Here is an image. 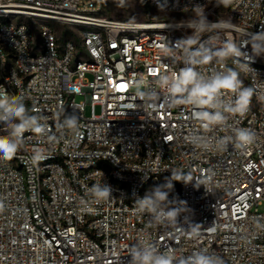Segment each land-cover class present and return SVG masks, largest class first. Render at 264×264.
<instances>
[{
    "label": "built area",
    "instance_id": "1",
    "mask_svg": "<svg viewBox=\"0 0 264 264\" xmlns=\"http://www.w3.org/2000/svg\"><path fill=\"white\" fill-rule=\"evenodd\" d=\"M104 1L0 0V89L24 96L49 127L45 137L25 133L13 158L0 155V264H127L141 238L178 257L207 249L224 264H264V57L251 68L242 57L203 69L233 68L253 88L246 114L206 133L248 128L255 141L244 150L194 147L188 136L199 125L191 106L171 105L158 88L159 99L145 102L133 88L184 66L181 50L164 52L191 35L178 21L198 12L211 22L230 21L221 39L244 48L248 33L264 29V0H142L181 15L145 22L104 17ZM27 21L41 22L38 33ZM55 24L79 27L78 39L62 40ZM243 51L250 53V45ZM67 113L77 115V133L61 127ZM36 147L48 158L32 160ZM171 171L190 174L187 185L173 181L169 200L187 202L185 215L200 224L197 240L182 231L183 216L167 227L136 210L134 200ZM96 184L108 185L112 197H94Z\"/></svg>",
    "mask_w": 264,
    "mask_h": 264
},
{
    "label": "clouds",
    "instance_id": "2",
    "mask_svg": "<svg viewBox=\"0 0 264 264\" xmlns=\"http://www.w3.org/2000/svg\"><path fill=\"white\" fill-rule=\"evenodd\" d=\"M226 2V0H225ZM191 29L187 35L170 42L164 52L172 56L177 49L181 50L183 67L177 71L162 73L152 83L146 84L143 79L135 81L134 91L142 101H156L162 92L171 105L191 106L199 125V131L188 136L194 147L205 151L222 152L233 145L237 149H247L255 141V133L248 128L235 129L234 135L212 137L206 135L216 129H225L231 117L243 116L249 110L253 88L244 85L240 73L233 68L225 67L216 70L214 67L205 71L204 66L225 65L229 59L242 58L244 66L250 65L255 58L264 57V29L248 33L244 48L250 45V53L243 51L234 39H221L220 33L232 27L230 21L217 20L211 22L203 12L177 22V28ZM211 32L206 40L203 34ZM22 95H10L0 89V125L6 128L7 134L0 135V155L6 159L13 158L21 144L25 141V133L37 137H45L49 133L46 117L30 110ZM61 127L77 133L79 120L74 113H67ZM45 149L36 147L32 150L31 159L40 162L47 159ZM101 173V172H100ZM101 175H103L101 173ZM173 181L189 184L190 174L184 175L171 171V177L163 184L153 187L143 197L134 200L139 213H148L156 225L175 227L183 216L187 227L182 229L190 239L197 240L201 236L200 224L189 219L187 202L169 200ZM196 186V185H195ZM197 187V186H196ZM97 199H108L111 188L106 184H96L90 190ZM127 264H224L223 259L207 249L193 251L186 257H178L176 251L167 248L161 251L159 246L141 238L131 246Z\"/></svg>",
    "mask_w": 264,
    "mask_h": 264
},
{
    "label": "rangeland",
    "instance_id": "3",
    "mask_svg": "<svg viewBox=\"0 0 264 264\" xmlns=\"http://www.w3.org/2000/svg\"><path fill=\"white\" fill-rule=\"evenodd\" d=\"M103 12L101 15L108 19L123 20V21H136L145 22L150 20H167L177 19L181 17L179 14L166 13L162 9H153L146 5L142 0H105L103 6ZM27 23L38 33V27L41 22L27 21ZM60 38L63 39H78L79 27L77 26H65L63 24H55ZM39 38V37H38ZM87 80H92L91 75L86 76ZM79 101L84 98H78ZM97 114L100 113V109H96ZM90 105H86V115L90 116Z\"/></svg>",
    "mask_w": 264,
    "mask_h": 264
},
{
    "label": "snow or ice",
    "instance_id": "4",
    "mask_svg": "<svg viewBox=\"0 0 264 264\" xmlns=\"http://www.w3.org/2000/svg\"><path fill=\"white\" fill-rule=\"evenodd\" d=\"M169 139H171V138H169Z\"/></svg>",
    "mask_w": 264,
    "mask_h": 264
}]
</instances>
